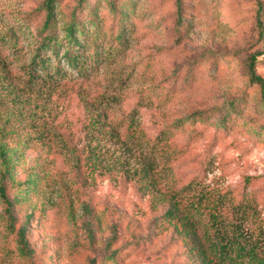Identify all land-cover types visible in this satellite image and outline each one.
I'll list each match as a JSON object with an SVG mask.
<instances>
[{
    "label": "rangeland",
    "instance_id": "374dc122",
    "mask_svg": "<svg viewBox=\"0 0 264 264\" xmlns=\"http://www.w3.org/2000/svg\"><path fill=\"white\" fill-rule=\"evenodd\" d=\"M47 1L0 0V146L15 151L22 142L9 192L18 200L15 233L0 201V264H203L194 245L207 251L209 206L227 234L237 222L256 239L264 258V106L248 72L256 56L264 79V0H118L123 45L113 0H88L103 31L101 60L87 77L29 88L30 35ZM77 1H56L60 40ZM231 102L242 109L237 116ZM31 127L46 129V144ZM2 130L17 135L5 139ZM247 201L254 210L242 220L236 208ZM172 208L191 232L167 217ZM23 227L30 255L17 237Z\"/></svg>",
    "mask_w": 264,
    "mask_h": 264
},
{
    "label": "trees",
    "instance_id": "16d2710c",
    "mask_svg": "<svg viewBox=\"0 0 264 264\" xmlns=\"http://www.w3.org/2000/svg\"><path fill=\"white\" fill-rule=\"evenodd\" d=\"M57 0H48L44 3L43 9L45 10L44 21H42L41 26L36 33L30 35V38L33 42V49L31 51V59L28 65H25L24 79L29 88L39 86L40 84L45 86H54L61 81H65L70 77L76 76V78L87 77L89 74L90 65L92 62H98L101 60L98 53V48L95 44L100 35H103V31L100 28V23L96 18V8L93 7L88 0H78L76 8L72 11L69 20L67 21L65 27H63L64 37L60 40L57 34V28L54 20V9ZM259 1V0H258ZM118 0L110 1L109 6L111 11L119 16L117 20L120 24L119 34L116 35V40L119 41L120 45L124 44V25L123 21L126 16L120 14L122 8H125L124 5L120 7ZM258 19L257 25L259 28H264L263 22L261 21L262 16V4L258 3ZM179 17L181 15L179 13ZM179 21H181L179 19ZM90 26L93 28L92 33L87 32V27ZM113 35V33L111 34ZM83 40L84 44L92 48V55L85 53L86 49H83V45L80 46V40ZM64 52V53H62ZM63 54V55H61ZM262 56V55H261ZM227 58V57H226ZM256 56L252 57L248 67V72L250 76L251 83L258 86L262 94V102L264 106V79L257 75L255 70V65L257 63ZM61 61L64 62L67 70L62 69ZM70 73V75L68 74ZM20 101V99L18 100ZM109 101H106V105ZM112 102V101H111ZM113 103V102H112ZM102 104V103H101ZM105 104V103H104ZM242 105V104H241ZM240 108H242L240 106ZM231 115H238L242 112V109L238 110L236 102L230 103ZM20 114H24L25 107H20ZM31 117H34V114H30ZM235 117H221L220 125H224L225 122L231 120ZM90 121V131L88 136L90 137V142H95L98 137L96 130L100 126V117H93ZM196 120V119H195ZM36 125V121L32 120ZM37 126V125H36ZM40 132H36L35 137L42 144H46L48 140V134L46 129L40 130L36 127H31ZM14 136L17 135V131L9 133L8 131H1V137L7 138L6 135ZM264 134V133H263ZM134 136V135H132ZM22 142H19L15 151L12 149L6 148L5 145L0 146V164L2 169L0 170V201L4 206V214L8 221V228L10 232L15 233V228L17 224V217L15 213V205L18 202L17 198L12 199L9 195L10 190H14L17 186L14 181L13 170V156L20 150V145ZM93 148V149H92ZM96 147H91L90 152H95ZM149 168L147 171H144L143 174L148 176L149 170L152 166L148 164ZM141 178H145L144 176ZM33 182L30 179L25 183ZM207 210L208 216V232L206 234V245L207 251L205 250V245H194V249L198 250V253L201 255L203 264H212L211 261H207L208 253L214 255L218 258L219 264H245V260L248 261V264H264V258H260L259 255V244L256 243V239L252 237H246L241 231V226L236 225L237 222L231 224V235L227 234V225L226 220L222 217V214L213 206L205 207ZM254 210V205L251 202L247 201L244 205L243 210L236 208V213H242V220L245 219V215L248 212ZM220 213V214H218ZM168 218L178 219V222H181L185 229H190L192 231L191 223L189 221L186 223L180 218V214L177 213V210L174 208L169 209L166 213ZM189 224V227L188 225ZM233 225H235L234 228ZM192 228V229H191ZM213 231L212 237L209 232ZM17 237L19 244L23 252L30 255L29 244L27 241V232L26 228H22L17 232Z\"/></svg>",
    "mask_w": 264,
    "mask_h": 264
}]
</instances>
